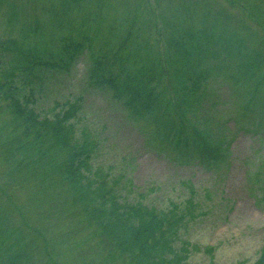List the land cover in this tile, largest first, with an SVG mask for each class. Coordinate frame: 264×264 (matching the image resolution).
Listing matches in <instances>:
<instances>
[{"label": "rangeland", "instance_id": "374dc122", "mask_svg": "<svg viewBox=\"0 0 264 264\" xmlns=\"http://www.w3.org/2000/svg\"><path fill=\"white\" fill-rule=\"evenodd\" d=\"M0 42L13 48L3 50L0 44L2 73L10 71L13 55L28 53L53 63L55 56L65 57V47L82 46L68 74L56 72L42 87L34 86L30 106L49 119L69 104L76 106L72 142L88 138L95 144L86 172L92 188L103 181L119 203H141L158 216L179 217L173 245L188 249L182 264L259 260L264 246V0H0ZM175 52L186 59L175 62ZM114 55L117 64L111 65ZM133 63L151 64L155 72L161 67L159 89L168 86L173 99L171 72L180 68L199 78V92L207 95L194 102L186 122L175 116L174 121L190 135L189 123L221 139L224 161L209 165L201 148L169 146L165 141L174 143L175 131L166 118L156 128L148 125L150 119L137 117L108 86L94 87L95 78H109L122 66L134 72ZM254 76L262 77L255 93ZM3 113L0 264L15 256L20 264H131L108 252L80 206L71 204L66 186L51 175L47 157L31 154L27 166L24 149H15L28 147L27 140Z\"/></svg>", "mask_w": 264, "mask_h": 264}, {"label": "trees", "instance_id": "16d2710c", "mask_svg": "<svg viewBox=\"0 0 264 264\" xmlns=\"http://www.w3.org/2000/svg\"><path fill=\"white\" fill-rule=\"evenodd\" d=\"M0 44H3V50H13L12 44L10 47L7 46L8 43ZM81 48V45H77L76 49L65 47V57L55 56L58 60L53 63L36 56L31 59L28 53L13 55L10 58V71H0V79L5 80L0 82V100L3 101L0 102V113L6 112L11 117L13 127L28 143V147L19 144L15 149H24L26 153L22 160L28 163L27 166L32 164L31 154L47 157L49 166H52L49 167L51 175H57L63 186H66L65 191L71 204L80 206V213L104 238L108 252L115 251L125 256L131 264H182L187 258L188 249L185 245L175 249L173 245V231L176 222L180 221L179 217L170 219L165 215L158 216L153 208L141 203H119L113 198V189L103 187V181L92 188L86 172H89V159L95 144L88 138L79 143L72 142L73 125L70 119L76 113V106L69 104L60 114L55 113L52 119L42 117L30 106L35 103L34 86L37 84L42 87L49 75L56 72L68 74L77 55L76 50ZM175 57V62L184 58L176 52ZM108 60H111V65L117 64L116 55ZM133 65L135 71L132 73L122 66L118 74H109V78H95L92 81L94 87L103 89V85L108 86L112 89L114 98L125 99V105L137 117L148 121L150 119L148 125L156 128L160 120L166 118L175 131L174 143L164 140L169 146L175 145L178 149L201 148L202 159L209 165L219 160L224 161L225 146L220 144L221 139L215 140L208 129L189 123L190 131L193 132L190 135L182 129L180 121H174V116L185 121L184 118L191 109L196 107L194 102L202 94L207 95V91L199 92V78L190 77L180 68L171 72L170 90L173 86V93L177 95V99H173L168 86L166 89H159L158 83L164 72L161 67L160 71L155 72L150 68L151 64ZM123 73L127 74L124 78ZM209 73L208 70L203 78L207 79ZM254 74L255 69L252 70V75ZM254 77L252 88L255 93L262 77ZM9 150L13 152V148L10 147ZM48 153L51 155L48 156ZM4 264H20L19 258L15 256L11 262ZM254 264H264V246L259 260Z\"/></svg>", "mask_w": 264, "mask_h": 264}]
</instances>
